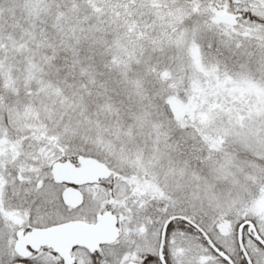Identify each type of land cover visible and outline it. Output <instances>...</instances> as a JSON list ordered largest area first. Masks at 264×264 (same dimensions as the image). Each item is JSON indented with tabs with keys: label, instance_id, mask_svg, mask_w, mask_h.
<instances>
[{
	"label": "snow or ice",
	"instance_id": "1",
	"mask_svg": "<svg viewBox=\"0 0 264 264\" xmlns=\"http://www.w3.org/2000/svg\"><path fill=\"white\" fill-rule=\"evenodd\" d=\"M0 264H264V0H0Z\"/></svg>",
	"mask_w": 264,
	"mask_h": 264
}]
</instances>
